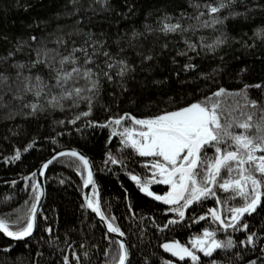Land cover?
<instances>
[{"label":"snow or ice","instance_id":"6c2138e0","mask_svg":"<svg viewBox=\"0 0 264 264\" xmlns=\"http://www.w3.org/2000/svg\"><path fill=\"white\" fill-rule=\"evenodd\" d=\"M137 6L138 0H121L119 5H113L112 0H91L87 7L81 0H68L58 16L74 17L70 25L57 24L52 31L45 29L39 35L28 34L14 41L8 35L0 36L10 45L0 52V117L12 122L8 129L12 136L25 137L10 156L2 157L3 162L22 163L40 139L56 146L20 175L19 181H6L13 188L23 183L28 197L24 204L29 207L14 219L0 217V239L7 241L0 251L11 253L13 242L30 244L39 231L48 238L42 235L38 243L47 245L55 258L48 264H93L92 257L99 254L104 242L107 247L99 264H133V249L138 250V245L129 236L142 243L150 225L154 236L160 234L155 236L160 241L158 248L171 257H161L160 264H264V78L229 89L221 83L227 73L224 56L211 72L200 71L195 62L215 58L230 40L245 49L255 48L243 37L231 36L227 22L264 13V0L251 4L245 0H181L172 11L160 3L145 12L140 28H118L115 38L90 27L98 10L127 21L137 15ZM39 23L47 24L44 21L28 27H39ZM206 30L219 35L207 43L204 36L197 37ZM150 36L155 41L145 49L144 41ZM161 37L164 39L157 51L155 43ZM173 37H179L176 43L183 44L172 49L174 55L169 51ZM252 38L264 43V25L253 31ZM169 57L178 65L170 70L177 78L181 73H195L193 81L208 82V93L182 103L169 97L173 107L150 115L124 109L125 103L139 109L140 99L131 87L139 72H150ZM259 62L264 73V55ZM235 71L242 77L252 70L244 66ZM166 82L167 78L152 81L157 85ZM146 87L141 86L140 95ZM195 89H199L198 84ZM250 89L258 90L259 95L251 97ZM226 98L235 103L226 104ZM58 114L62 118H56ZM42 121H51L55 135L39 137ZM23 124L30 128L26 130ZM31 126L37 135H28ZM73 130L82 136L107 131L102 167L82 150L60 145L57 137ZM114 142L115 154L110 147ZM58 161L72 168L80 179L76 185L80 215L66 224L62 237L53 227L59 214L50 221L42 204L48 195V170ZM109 165H119L137 191L158 205L152 215L136 212L123 185L125 214L117 215L110 203L102 201L95 177L97 171H113ZM57 182L67 185L70 179L58 178ZM154 186H161L160 190ZM209 202L212 206L206 207ZM257 218L258 223H250ZM201 222L205 226L184 242L167 235ZM98 226H102L99 240L95 235ZM35 256L43 258L44 252L36 250ZM32 264H40L39 259H33ZM142 264L156 261L144 256Z\"/></svg>","mask_w":264,"mask_h":264},{"label":"trees","instance_id":"16d2710c","mask_svg":"<svg viewBox=\"0 0 264 264\" xmlns=\"http://www.w3.org/2000/svg\"><path fill=\"white\" fill-rule=\"evenodd\" d=\"M91 2V0H81V4L84 7ZM181 0H138L137 15L129 20H117L113 19L112 15L106 12H99L93 16L92 24L90 27L93 31L99 32L103 29L109 32L110 38H115L117 29L123 30L135 26L140 28L144 21V14L150 8L158 6L160 3L166 4L169 11H172L176 3H180ZM246 3L251 4L253 0H245ZM68 0H0V36L8 35L13 41L20 36H27L28 34L39 35L43 30L52 31L57 24L70 25L72 19H69L62 14L65 9V5ZM113 5H119L121 0H112ZM27 6V11L24 7ZM186 7V4L184 5ZM238 10L243 11V8L237 5ZM178 10V9H177ZM189 12L192 9H187ZM92 16V13H88ZM39 27L29 28L28 25H35L38 22ZM111 25V27H109ZM264 25V13L255 12L250 14L248 20L238 18L236 20H229L227 22V30L231 36L243 37L249 44H255V48L245 49L241 47L240 43H234L231 40L229 45L219 51L215 58L208 56L204 59H197L195 62L199 65L200 71L211 72L212 68L221 63L219 57L224 56V63L227 65V73L223 74L221 83L229 89H238L242 87L243 83H256L264 78V73L260 71L261 64L259 57L264 55V43L260 40L254 39L253 31ZM246 34V35H245ZM204 36L207 43H210L215 36L219 35L217 32L206 30L197 33L198 36ZM196 37H193L195 39ZM252 38V39H250ZM163 37L160 41H156L155 46L157 51L159 50V44L163 42ZM179 37L170 38L169 51L174 55L172 49L177 47H183L182 43L177 44L176 41ZM155 37H148L144 41L145 49L153 46ZM10 47L9 44L0 40V52ZM135 60V57L133 56ZM181 59V58H178ZM181 62L183 60L181 59ZM138 63V62H137ZM155 63V62H154ZM248 67L252 71L245 73L243 76L236 74L238 67ZM146 67V66H145ZM178 68V65L171 63L170 57L161 62V66L152 69L150 72L140 71L136 83L132 84V91L137 93L140 99L139 109L127 103L123 104L124 109L132 110L134 114L138 115H150L155 114L165 108H171L174 105L169 101V97H174L177 103H182L191 99H199L206 95L209 91V87H206L208 82L199 80L193 81L195 73H181L177 78L175 72L170 70ZM165 84H153L154 80H165ZM147 84V87L143 89L141 93V86ZM196 84L199 85V89L196 90ZM214 90L215 86L210 85ZM249 94L251 97L256 98L259 95V91L250 89ZM226 104L232 105L235 103L233 98H226ZM103 115V114H100ZM56 118H62L59 114ZM20 123V121H16ZM12 122L4 121L0 117V217L15 218L19 214L26 213L29 205H25L24 201L28 199L27 195L23 192V183L20 182L17 187L13 188L10 183L12 179L20 180V175L26 174L29 169L33 168L43 159H45L51 152L55 145H51L49 140L40 139L37 148L23 156L22 163L6 164L3 162V156H10L12 154V148L14 146H20L25 141V137L21 134L20 137H14L8 131ZM51 121H42L39 128V137H47L50 134L55 135L51 129ZM26 130L30 128L29 125H22ZM56 131H60L59 128ZM107 131L96 132L91 135L82 136L80 133H76L74 130L72 134L65 133L61 137H57L60 145L66 147H75L82 150L87 154L97 165L102 167L101 161L103 160L104 151L106 148L105 140L107 138ZM28 135H37L35 132V126H31V130ZM10 137V139H5ZM114 152H117V144L114 142L110 146ZM109 168L113 171L96 172V180L99 185L102 201H106L111 204L112 210L117 214H125L126 201L124 199L125 193L123 188L128 189V196L138 214L152 215L154 209L158 205H154L150 200L146 199L140 194L134 185L127 179L122 171L119 170V165H109ZM139 170V169H138ZM48 180L46 181L47 197L43 204V211L50 217V221H55L56 214H59V219L53 223L54 229L58 230V234L63 236V231L66 224L76 221V218L80 215L77 206L80 202V194L76 190V185L80 183L79 177L70 167H66L62 161L54 162L48 170ZM58 178H69L70 183L67 185H60L57 181ZM123 185V188L121 187ZM5 197H11L6 200ZM72 210V214H66L68 210ZM159 214L157 213V216ZM264 215V213H262ZM258 219H253L254 223H258ZM127 223V221H125ZM204 225L193 226L190 229H178L176 233L167 234L169 236L175 235L177 239L182 242L186 241L190 234L198 232ZM102 227L98 226L95 230L96 238L99 240L101 237ZM45 239L48 238L47 233L36 232L33 236L31 243L25 245L24 243L13 244V251L11 253H5L0 251V264H32L33 259H39L40 264H48L49 260L55 259L51 254L48 246L40 241L41 236ZM156 233L155 236H159ZM148 225V231L143 237L141 243L137 240L136 236H129V239L133 244L138 245V250L133 249V255L131 259L133 264H142V258L148 256L150 260H155L156 264H160L161 257L171 258L170 254L163 253L162 249L158 248V241ZM7 241L0 239V246L6 244ZM107 247L106 242L101 244L99 254L92 257L93 264H99L104 259L103 251ZM36 250L44 252V257H36ZM155 253V255H152ZM19 258V259H18ZM252 258H255L252 257Z\"/></svg>","mask_w":264,"mask_h":264},{"label":"flooded vegetation","instance_id":"af4514ba","mask_svg":"<svg viewBox=\"0 0 264 264\" xmlns=\"http://www.w3.org/2000/svg\"><path fill=\"white\" fill-rule=\"evenodd\" d=\"M154 187H155V190L159 191L161 186H154ZM221 195H222V196H225V195H227V194L222 193ZM207 206H212V203L209 202V204L206 205V207H207ZM250 223L255 224V223H254V220H251ZM200 225H204V226H205L204 222H201ZM237 235H238V236H241V234H239V233H238ZM241 238H242V237H241ZM249 255L252 256V257H254V255L251 254V253H250Z\"/></svg>","mask_w":264,"mask_h":264},{"label":"water","instance_id":"95a60500","mask_svg":"<svg viewBox=\"0 0 264 264\" xmlns=\"http://www.w3.org/2000/svg\"><path fill=\"white\" fill-rule=\"evenodd\" d=\"M66 147H70V146H66ZM80 150V149H79ZM44 201H45V199L42 201V204H44ZM102 227V226H101ZM34 235H35V233H34ZM16 243H23V242H13V244H16Z\"/></svg>","mask_w":264,"mask_h":264}]
</instances>
